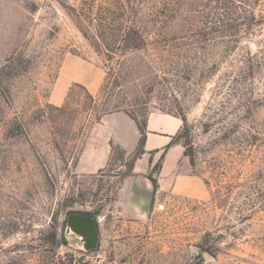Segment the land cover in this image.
Returning <instances> with one entry per match:
<instances>
[{
  "label": "rangeland",
  "instance_id": "374dc122",
  "mask_svg": "<svg viewBox=\"0 0 264 264\" xmlns=\"http://www.w3.org/2000/svg\"><path fill=\"white\" fill-rule=\"evenodd\" d=\"M132 8L134 51L110 28ZM262 19L264 0H0V264H264ZM114 113L143 126L133 149ZM167 155L153 203L128 205L137 161Z\"/></svg>",
  "mask_w": 264,
  "mask_h": 264
},
{
  "label": "crops",
  "instance_id": "0c3cea01",
  "mask_svg": "<svg viewBox=\"0 0 264 264\" xmlns=\"http://www.w3.org/2000/svg\"><path fill=\"white\" fill-rule=\"evenodd\" d=\"M104 122H106L108 127L102 128H104L105 131H110V137L117 138L119 144L125 146L128 149H133L136 147L138 139L140 138V135L138 134L140 133V129L134 119L125 113H114L105 118ZM151 126L154 128L153 123H150V128ZM179 131L177 134L173 135L172 139L178 135ZM168 138L169 137H167V134L160 136L151 133L148 134L147 144L151 146V151L153 147L164 148L166 145V147H168V145L172 142H170V139ZM169 154H171V150ZM171 157L173 158L174 156L167 155L162 171L159 173L153 172V168L155 166L153 160L146 162L144 157L138 160L135 167L133 168L132 174L124 178L122 186L123 188L119 190L120 194L123 195V200H126L128 205L135 207L136 210L152 204L156 198L157 188L154 189V186L148 177L151 175L153 179L157 181V185L159 186V184H161L162 174L164 172L168 173L170 170L168 164L171 160ZM88 167H91L88 161L81 162L80 168L83 171L89 172L90 170Z\"/></svg>",
  "mask_w": 264,
  "mask_h": 264
},
{
  "label": "trees",
  "instance_id": "16d2710c",
  "mask_svg": "<svg viewBox=\"0 0 264 264\" xmlns=\"http://www.w3.org/2000/svg\"><path fill=\"white\" fill-rule=\"evenodd\" d=\"M134 16V11L133 8L130 11V23L126 25L124 28H122V25L118 27V25H115V23L110 24V28H112V31H115L116 34L114 36L119 37L122 39V42L125 43V46L128 50L134 51L138 50L139 48H142L146 44V40L144 38V35L141 31V29L133 22V16ZM264 21V19H262ZM107 113L101 114L102 116L98 118L97 122L99 123L104 115ZM134 119V118H133ZM137 123L138 121L134 119ZM184 122V119H182ZM139 124V123H138ZM140 130L143 132V126L139 125ZM183 128V127H182ZM181 136V131L178 134L177 138L175 137L172 142L168 145V147H171L175 142L179 140ZM185 156L190 158V162L193 164V156L190 153L189 150L185 151Z\"/></svg>",
  "mask_w": 264,
  "mask_h": 264
},
{
  "label": "water",
  "instance_id": "95a60500",
  "mask_svg": "<svg viewBox=\"0 0 264 264\" xmlns=\"http://www.w3.org/2000/svg\"><path fill=\"white\" fill-rule=\"evenodd\" d=\"M68 223L71 230L83 236L89 250L97 246L98 236L97 233L93 231V226L88 218L72 214L68 217Z\"/></svg>",
  "mask_w": 264,
  "mask_h": 264
},
{
  "label": "flooded vegetation",
  "instance_id": "af4514ba",
  "mask_svg": "<svg viewBox=\"0 0 264 264\" xmlns=\"http://www.w3.org/2000/svg\"><path fill=\"white\" fill-rule=\"evenodd\" d=\"M132 174V172L129 174V175H131ZM128 175V176H129ZM148 179L152 182V184H153V186H154V189H156L157 187H156V180H154L153 179V177L150 175L149 177H148ZM153 203V202H152ZM151 205V204H150ZM149 205V206H150ZM72 214H75V215H79V216H82V217H85V218H88L89 220H90V222H91V224H92V226H93V231L95 232V233H97V236L99 237V230H98V227H97V225H96V221H95V219L90 215V214H87V213H72ZM71 214V215H72ZM70 216V215H69Z\"/></svg>",
  "mask_w": 264,
  "mask_h": 264
}]
</instances>
